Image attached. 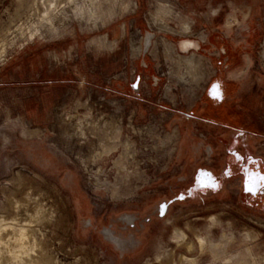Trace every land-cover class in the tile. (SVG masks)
<instances>
[{
	"label": "rangeland",
	"instance_id": "1",
	"mask_svg": "<svg viewBox=\"0 0 264 264\" xmlns=\"http://www.w3.org/2000/svg\"><path fill=\"white\" fill-rule=\"evenodd\" d=\"M231 51L264 132V0H0V239L31 228L41 264H264L239 182L182 198L219 145L183 113Z\"/></svg>",
	"mask_w": 264,
	"mask_h": 264
},
{
	"label": "flooded vegetation",
	"instance_id": "2",
	"mask_svg": "<svg viewBox=\"0 0 264 264\" xmlns=\"http://www.w3.org/2000/svg\"><path fill=\"white\" fill-rule=\"evenodd\" d=\"M197 45L196 41L190 39H182L179 44L184 52H190ZM239 58L237 51H231L225 63L219 61L215 64L213 67L216 72L206 84L202 98L191 112L183 113L186 119L195 120L219 132V145L207 147L209 166H198L194 176L195 184L182 198L192 196L194 191L220 190L227 181L239 182L242 200L254 209L264 210V156L255 150L249 140L264 132L254 118L257 109L251 102L252 90H242L239 80L226 76ZM185 67L183 74L176 76L170 72V76L175 75L180 82L191 85L189 77H192L198 83L199 76L195 71L199 65ZM167 88L171 90V86ZM165 208L167 210L168 206Z\"/></svg>",
	"mask_w": 264,
	"mask_h": 264
},
{
	"label": "bare ground",
	"instance_id": "3",
	"mask_svg": "<svg viewBox=\"0 0 264 264\" xmlns=\"http://www.w3.org/2000/svg\"><path fill=\"white\" fill-rule=\"evenodd\" d=\"M264 57V56H263ZM183 60L189 62V64L192 66L195 64L196 62V56L195 55H190V56H186V57H183L182 58ZM38 208H36L37 210ZM39 210V209H38ZM38 212V211H37ZM36 212V213H37ZM39 214L41 212H38ZM34 216V215H32ZM40 216V215H39ZM39 216H37L39 218ZM35 217V216H34ZM42 221V220H41ZM21 224V223H20ZM27 224V223H26ZM24 225V224H23ZM31 225V223H30ZM29 225V226H30ZM22 226V225H21ZM32 226V225H31ZM22 227H26V226H22ZM28 228V227H27ZM29 229L31 228H28V229H21V231L19 230V232L17 231H10V233L8 234V237L7 238H2L0 239V245H2V247L4 246L5 248L11 250V247L13 245V243L15 242H18L20 243L21 247L22 248V253L19 254L20 257H22L24 259L23 261V264L25 262V264H39L40 262H38V260L36 258H34V256L31 255V252H29L30 249H34V246H37V243L35 242H31L29 240V236H30V232H29ZM32 230V229H31ZM176 233L178 234L179 238H178V242L179 243H182L185 241L186 237H187V234L181 230V229H177ZM4 237V236H3ZM188 238V237H187ZM178 243V244H179ZM188 243V242H187ZM0 247V248H2ZM189 248L191 249L192 248V244L189 246ZM1 250V249H0ZM25 254V255H24ZM17 256V255H16ZM185 257V256H184ZM18 258V257H17ZM20 259V258H19ZM41 261V260H40ZM21 262V261H20ZM41 264V263H40Z\"/></svg>",
	"mask_w": 264,
	"mask_h": 264
},
{
	"label": "snow or ice",
	"instance_id": "4",
	"mask_svg": "<svg viewBox=\"0 0 264 264\" xmlns=\"http://www.w3.org/2000/svg\"><path fill=\"white\" fill-rule=\"evenodd\" d=\"M262 178H264V177H262Z\"/></svg>",
	"mask_w": 264,
	"mask_h": 264
}]
</instances>
